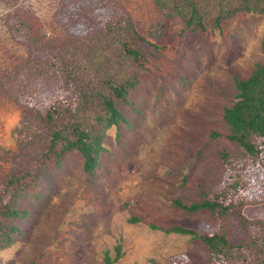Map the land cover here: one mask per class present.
Segmentation results:
<instances>
[{"label": "rangeland", "instance_id": "rangeland-1", "mask_svg": "<svg viewBox=\"0 0 264 264\" xmlns=\"http://www.w3.org/2000/svg\"><path fill=\"white\" fill-rule=\"evenodd\" d=\"M62 1L0 0V80L28 57V47L10 36L6 17L18 14L45 38L61 43L65 31L54 12ZM113 1L145 38V71L130 105L118 107L125 121L108 130L93 175L82 172L76 152L66 154L58 168L43 171L39 148L18 146L10 134L0 148V179L37 174L39 197L17 199L16 208L27 211L24 219H1L19 235L0 250V264H102L104 252L113 259L117 245L120 257L113 264H202L207 256L199 241L166 231L174 225L200 229L208 213H186L172 202H197L200 189L221 182L217 152L232 148L222 109L235 101L233 80L264 63V14L240 13L219 31L182 35L180 20L167 19L161 38L153 40L145 31L161 16L152 0ZM6 98L0 90V101L19 119L20 109ZM241 214L264 218V203ZM227 225L229 240L239 242L238 220L229 217Z\"/></svg>", "mask_w": 264, "mask_h": 264}, {"label": "trees", "instance_id": "trees-1", "mask_svg": "<svg viewBox=\"0 0 264 264\" xmlns=\"http://www.w3.org/2000/svg\"><path fill=\"white\" fill-rule=\"evenodd\" d=\"M152 1L161 16L145 31L153 40L161 38L167 19L180 20L182 35L219 31L224 21L240 13L264 14V0ZM54 19L65 31L61 43L45 38L18 14L6 17L10 36L28 47V57L12 76L0 80V90L20 109L12 131L15 143L37 146L43 171L58 168L66 154L76 152L82 157V172L93 175L108 130L125 121L118 107L130 105V94L145 71V38L113 0H63ZM260 49L264 56V35ZM233 83L235 101L221 115L232 146L217 152L221 182L211 190L200 189L197 202H172L183 212L205 211L208 217L200 229L174 225L166 231L202 243L207 250L202 264H264V218L241 214L247 206L264 203V63ZM38 180L30 171L0 179V250L19 235L17 227L1 219L27 216L26 210L16 208V201L37 200ZM229 217L238 220L243 233L239 242L229 240ZM119 257L117 245L113 259L104 252L102 264H113Z\"/></svg>", "mask_w": 264, "mask_h": 264}, {"label": "crops", "instance_id": "crops-1", "mask_svg": "<svg viewBox=\"0 0 264 264\" xmlns=\"http://www.w3.org/2000/svg\"><path fill=\"white\" fill-rule=\"evenodd\" d=\"M10 101L11 100L8 99V101L5 102L10 103ZM18 121L17 112H12L5 106L3 101H0V148L4 146L12 131L17 128Z\"/></svg>", "mask_w": 264, "mask_h": 264}]
</instances>
